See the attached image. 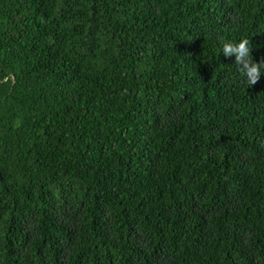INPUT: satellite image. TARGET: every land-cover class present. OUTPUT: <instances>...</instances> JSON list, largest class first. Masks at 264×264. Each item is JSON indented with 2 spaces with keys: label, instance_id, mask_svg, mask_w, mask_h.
<instances>
[{
  "label": "trees",
  "instance_id": "16d2710c",
  "mask_svg": "<svg viewBox=\"0 0 264 264\" xmlns=\"http://www.w3.org/2000/svg\"><path fill=\"white\" fill-rule=\"evenodd\" d=\"M244 38L264 0H0V264H264Z\"/></svg>",
  "mask_w": 264,
  "mask_h": 264
},
{
  "label": "clouds",
  "instance_id": "9594fccd",
  "mask_svg": "<svg viewBox=\"0 0 264 264\" xmlns=\"http://www.w3.org/2000/svg\"><path fill=\"white\" fill-rule=\"evenodd\" d=\"M222 42V53L225 57L235 56L236 64L239 66L241 73L246 77V82L254 86L264 75L261 69L264 68V61L259 63L253 61L251 41L247 38L242 39L239 43ZM191 55V54H189Z\"/></svg>",
  "mask_w": 264,
  "mask_h": 264
}]
</instances>
